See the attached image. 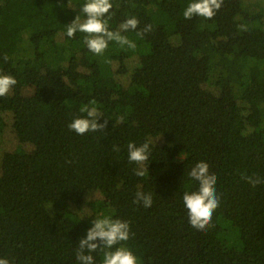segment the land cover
<instances>
[{
  "label": "trees",
  "instance_id": "1",
  "mask_svg": "<svg viewBox=\"0 0 264 264\" xmlns=\"http://www.w3.org/2000/svg\"><path fill=\"white\" fill-rule=\"evenodd\" d=\"M191 2L114 0L110 30L131 16L152 30L97 56L85 34L66 35L85 0H0V73L17 80L0 98V258L77 264L104 214L130 222L125 246L141 264H264V184L241 178L264 177V0L186 20ZM91 100L107 127L77 135L68 125ZM149 141V175L137 177L126 146ZM200 161L221 197L206 232L182 200ZM137 191L151 208L133 204Z\"/></svg>",
  "mask_w": 264,
  "mask_h": 264
},
{
  "label": "clouds",
  "instance_id": "2",
  "mask_svg": "<svg viewBox=\"0 0 264 264\" xmlns=\"http://www.w3.org/2000/svg\"><path fill=\"white\" fill-rule=\"evenodd\" d=\"M223 4L224 0H192L183 11V17L186 20L194 17L212 20ZM114 7L117 9L120 7L119 4H114V0H85L80 6V13L84 19L81 20L80 15H77L75 20L66 26L67 37L74 38L77 32L85 34L84 43L87 49L97 56H103L109 42H116L122 48L127 46L134 49L135 43L122 33L134 31L138 37L143 38L152 30V25H146L137 31L140 21L136 16H131L120 23L117 30L112 31L109 21L116 15ZM3 59L7 62L9 57L5 54ZM16 84L15 77L0 73V98L11 95ZM96 104L95 100H91L81 107L80 112L84 115L74 118L68 125L69 130L80 136L90 132H102L107 127L108 120L99 123L104 116ZM126 147L129 164L136 165L133 169L134 174L137 177H143L146 173L149 175L148 163L152 152L150 141L139 146L135 142H130ZM113 150L119 152L120 148L114 145ZM187 175L197 185L195 190L183 193L182 200L188 220L192 228L206 232L214 227L213 215L221 204V197L216 188L217 176L210 171L209 164L204 161L197 162ZM241 178L253 188L264 184V177L255 174L251 176L242 174ZM133 204L142 205L145 209L151 208L152 193L137 191ZM92 223L93 227L87 230L86 238L79 240V246L75 251L77 264H95L92 253L98 250L103 253L102 264H141L133 251L125 246V243L135 235L130 230L129 221L100 214ZM0 264L11 262L8 258H0Z\"/></svg>",
  "mask_w": 264,
  "mask_h": 264
}]
</instances>
